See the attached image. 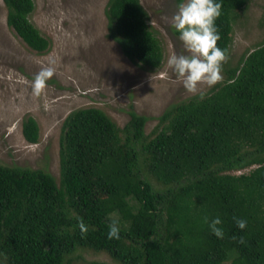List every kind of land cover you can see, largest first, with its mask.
<instances>
[{
    "label": "trees",
    "instance_id": "trees-1",
    "mask_svg": "<svg viewBox=\"0 0 264 264\" xmlns=\"http://www.w3.org/2000/svg\"><path fill=\"white\" fill-rule=\"evenodd\" d=\"M247 1L197 0L188 8L207 64L225 65ZM2 2L7 25L46 51L49 39L30 20L34 0ZM104 12L108 35L129 60L161 64L163 48L140 0H107ZM129 115L120 127L95 106L70 111L59 180L42 168L0 164V264H66L79 248L120 264H264V39L208 92L153 117L150 133L151 116ZM22 135L38 141L33 116L22 120Z\"/></svg>",
    "mask_w": 264,
    "mask_h": 264
},
{
    "label": "rangeland",
    "instance_id": "rangeland-1",
    "mask_svg": "<svg viewBox=\"0 0 264 264\" xmlns=\"http://www.w3.org/2000/svg\"><path fill=\"white\" fill-rule=\"evenodd\" d=\"M196 1L140 0L163 48L161 64L150 68L129 60L108 35L107 0H34L30 20L50 42L41 53L7 25L0 0V164L42 168L59 180V139L70 111L95 106L123 127L134 110L152 117L145 124L150 133L158 124L153 117L171 103L208 92L227 65L264 39V0H248L233 21L225 65L207 64L185 19ZM29 115L39 126L36 143L22 135ZM67 259L66 264H120L104 251L85 248Z\"/></svg>",
    "mask_w": 264,
    "mask_h": 264
}]
</instances>
